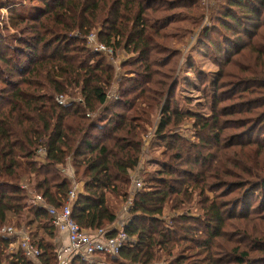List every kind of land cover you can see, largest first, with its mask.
Instances as JSON below:
<instances>
[{"label": "trees", "instance_id": "16d2710c", "mask_svg": "<svg viewBox=\"0 0 264 264\" xmlns=\"http://www.w3.org/2000/svg\"><path fill=\"white\" fill-rule=\"evenodd\" d=\"M175 1L182 4L178 5L181 8H190L184 3L191 1ZM29 2L32 4L26 12L30 14L23 15L14 5L9 9L14 28L28 24L27 29L31 30V37L19 43L22 52L30 54L29 60L16 61L4 54L8 47L0 36V63L6 66L7 74L0 67V84L6 88L13 84L11 93L1 95L5 96L1 100L5 105L0 109V227L10 215L21 217L29 208L34 222L20 228L37 224L36 231L29 233L42 256L36 260L23 251L10 253L12 239L0 235V264H58L56 228L44 206L29 205V192L41 196L45 204L62 209L71 184L57 167L65 165L70 157L77 179L83 182V191L72 208L74 221L88 232L115 224L118 217L114 204L128 197L131 172L139 167L148 127L158 117L151 145L163 149L162 160L158 161L161 168L147 173L131 204L130 218L124 227L128 243L119 255L104 258L117 264H152L161 258L157 255L159 250L172 256L176 246L186 244L173 264H252L257 259L264 262V256H251L257 251L264 253V238L258 237V227L248 237L251 245L244 251L239 245L223 253L218 245L220 240L232 241V234L226 230L232 226L230 222L249 218L248 213L239 214L237 207L251 196L261 199L259 210L253 214L264 220V53H259V68L252 77L245 78L233 91L218 95L224 89L219 83L224 74L220 71L212 84L215 91L211 115L203 117L178 107L173 101L174 85L168 92L169 83H152L153 76L159 75L155 71L158 61L151 60L154 51L160 52L154 42L166 23L173 20L171 15L156 14L172 11L176 2L161 0L169 5L166 9L152 8L158 0ZM217 10L226 30L255 21L258 24L253 31L261 28L259 24L264 27V0H225ZM97 28H101V43L115 51L124 46L135 55L131 65L138 67L134 72L137 79L126 81L131 85L119 88V99L110 103L108 91L115 82L113 67L102 54L88 49L82 39L74 36L76 32L87 36ZM208 34L204 31L205 37ZM209 37L206 49L211 53L214 49L219 55L229 53L222 43ZM255 51L260 50L251 49L252 53ZM45 52L49 53L46 57ZM171 56L165 61L169 63L177 54ZM224 63L227 65L228 61ZM16 75L15 84L10 77ZM57 95L81 99L60 105ZM227 102L234 103L227 106ZM227 117L233 118L237 129L241 127V134L230 138L224 135L229 130L224 122ZM189 121H194L197 141L185 139L178 132ZM256 132H260L256 138H247ZM40 148L46 150V164L35 161ZM24 181H28L27 187H22ZM228 187L230 192L226 191ZM235 190L243 192V196L236 195ZM195 198L201 208L199 217L182 213L170 220L174 227L162 220L169 203L175 211ZM107 233L108 237L116 235L112 230ZM186 253L195 254L202 261L186 263L191 260ZM229 258L233 263H224ZM72 263L86 264L78 258Z\"/></svg>", "mask_w": 264, "mask_h": 264}, {"label": "rangeland", "instance_id": "374dc122", "mask_svg": "<svg viewBox=\"0 0 264 264\" xmlns=\"http://www.w3.org/2000/svg\"><path fill=\"white\" fill-rule=\"evenodd\" d=\"M160 1L161 0H158V2H154L152 8L158 7L159 9H166L167 6H169L168 4H162ZM164 1L174 3L176 2V5H174V9L172 11H166L167 13L165 12L156 14L158 15L157 17L171 15L173 20L169 23H166L165 30L161 29L163 31L160 38H156L154 42L155 46H158L160 52L158 53L157 51H154V54H151V60L158 61L155 71L156 73H159V75L153 76L152 83L154 84V82L156 81H163L166 84L169 83L168 92L174 85L173 89L175 88V92L173 101H175L179 108H182L184 111H189L191 113L201 115L203 117H209L211 115V108L214 102L213 97L215 89L212 87V84L218 79L221 70L224 74L219 83L220 85H223L224 89L220 90L218 95H220L222 91H224V93L225 91H231V89L233 91L235 88L242 84V81L245 78L252 77L251 74L256 73V69L259 68V66L257 65V58L259 56V53H264V27L259 24L261 28L257 32L253 31V27L257 26L258 24V22L255 21L253 22V24H247L244 27H236V29H231V31L226 30L222 26L223 16H219V9L217 10V8H221V5L225 3V0H188L191 1V4L184 3V5H187V7L190 6V8H181V6L178 5L182 4H178L175 0ZM12 2H14V4H12ZM1 4L7 5L6 7H0V36L5 39L6 43L4 44V46L8 47L7 53L4 54L11 57L13 60H21L23 62H26L27 60H29L30 54L23 53L22 44L19 43L25 42L28 38L31 37V30L30 28L27 29L28 24H22V26L17 29L14 28L12 22H10L9 9L14 5L13 7H15L19 12L23 11L22 14L27 15L30 13H27L26 10L28 9V7H31L32 3L29 2V0H0V5ZM227 23L231 24L230 22ZM230 26L234 27L233 24H231ZM100 31L101 28H97L84 37H81L80 34L76 32L74 33V36L82 39V44H85L88 49L92 50L95 53L102 54V56L106 58L107 63L113 67L115 82L108 91V100L110 103L119 99L117 93L119 88L126 89L127 87H129V85H131V83H126V81H128L130 78L137 79L134 72L138 70V67H133L131 65L135 55L128 53L124 46L122 49L115 51L113 48H109L105 44L101 43ZM204 31L209 32L207 37L204 36ZM209 36H212L214 40L222 43L223 47L229 53L227 52V55H219L216 51H214V49L212 50V53L208 49H206L205 45L207 40L210 39ZM101 46L105 47L106 50L104 51L102 48H100ZM251 49H258L261 52L259 51L257 53V51H255L254 53H252ZM165 51H169V53L171 54H167L165 53ZM40 53H43V50H41ZM175 53L177 54V56L173 58L172 61H170L169 63L165 61L167 59H170V57H172L171 55ZM48 55L49 53L45 52L44 56L46 57ZM226 61H228V63L227 65H224V62ZM164 64H167L168 66L160 68V66ZM0 67L2 68L4 75H7L5 72L6 66L4 67L0 63ZM4 75L3 77L5 79ZM166 76H168L169 78H166ZM10 79H12V81L16 84L17 75L13 78L10 77ZM152 83H149L147 85L152 86ZM12 87L13 84L11 86H8V88L0 84V109H2L5 105V103L1 101L5 98V96L1 95H7L11 93L10 91L12 90ZM256 98L257 97H253V99ZM59 99H62V101L65 103L61 104L60 102H58ZM79 99L81 98L68 95L56 96V101L60 105H66L73 100L77 101ZM234 102H227L225 105L229 106ZM88 116L90 117V114H88ZM158 120L159 117L156 119L152 127H148L147 137L144 136L145 145L141 154L139 167L131 172V176L141 177L143 182H145L146 180L147 173L159 171L161 168L158 161L162 160V157L160 156L163 149L159 148L157 144L153 147L151 145L153 141L152 135L155 132ZM224 122H227L228 124H226V126L229 127V130H225L224 132L225 136H228L230 138L233 135L242 133L239 132V129H241V127L239 129L236 128V123L232 117L225 118ZM193 123L194 121H189L188 123L181 126L178 132L185 139L197 141L194 136V129L192 128ZM259 133L260 132H256L255 134L251 133L247 135V138H256ZM35 161L41 164H46V150L44 148H40L37 151ZM57 169L60 174L66 176L69 180L71 184L70 190L74 187V185L80 183L79 189L80 191H83V182L79 181L76 177V173L73 168V159L71 157L67 160L65 165H59ZM22 184V187H27L28 181H24ZM138 191L139 190H136L133 187L132 183H130L128 197L125 200H123L122 198L118 199V205L114 204L115 208L117 209L118 217L116 223H119V226L125 227V225L128 223L130 218L129 210L131 207L129 201H132L133 203ZM226 191L230 192L231 189L228 187ZM233 192L236 195L243 196V192H239L237 190ZM29 193L31 195L29 205L32 207L36 196H34V193L32 192ZM258 197V195L251 196V199L249 198L245 201H242L240 202V205H238L237 208L239 214H242L244 216L248 213L250 214V216L249 218H241L239 220H233L232 222H230V225L232 226L226 228V230L228 232V235L229 233L232 234L229 235V238H231L232 241L220 240L218 242L219 250H221L223 253L231 250L233 251V249H235L239 245L242 251H244L245 248L250 247L249 245H251V241L248 237L251 238L256 227H258L261 231V235H259L258 237L264 238V220L260 218L261 216H255L253 214L255 210H259V208L257 207H260L261 204V199H259ZM172 208L173 204L169 203L162 219L168 222L169 227H174V225L171 224L170 220L172 218L178 217L182 213H191L190 216L192 217H199L201 215V208L198 205L197 198H195L192 203L184 204L178 210L174 211L172 210ZM9 217V220L5 225L12 226L17 229H21L20 227H27L26 225L34 220L33 216L29 212V208L24 211L21 217L14 215H10ZM122 220H124V222H122ZM187 225L193 226L194 224L189 223ZM36 229L37 224L33 225L32 227H28L27 230H30L32 233H34ZM185 245L186 244H183L181 245V247L176 246L173 250L172 256H167L165 253H162V251L159 250L157 252V255L161 258L152 264H173L172 262L177 257H179V255H181L184 247H187ZM262 245L264 247V240L262 241ZM185 255H187L188 257H190L189 259H191L186 263H200L202 261V258L195 256V254L194 256L188 253H186ZM251 256L253 258H257L258 256L262 257L264 256V253L257 251L252 253ZM98 258L100 259L99 264H117L114 263L112 259H105L102 256H99ZM230 261L233 260L229 258L225 260L224 263H233ZM252 262V264L264 263L259 259H257V261L253 260ZM123 263L122 261H120V264ZM52 264H55V262ZM58 264H60L59 261Z\"/></svg>", "mask_w": 264, "mask_h": 264}, {"label": "built area", "instance_id": "2783aa9c", "mask_svg": "<svg viewBox=\"0 0 264 264\" xmlns=\"http://www.w3.org/2000/svg\"><path fill=\"white\" fill-rule=\"evenodd\" d=\"M104 51L105 47H100ZM61 104L65 102L59 99ZM132 185L136 190H141L143 181L141 177L132 176ZM80 183L74 185L68 195V201L62 209H56L44 203L41 196H36L34 205H42L48 211L52 224L55 228L67 235L69 244L67 247H62L57 251L58 261L60 264H70L74 258H78L86 264H99V256L114 257L119 255L121 249L128 243L129 237L124 231V228H110L88 232L81 229V227L74 221L72 217L73 204L81 193L79 189ZM132 204V201H129ZM124 227V226H122ZM107 230L116 232L115 236L108 237ZM0 235L12 239L9 247V252L16 254L23 251L25 256L31 259H40L42 252L33 243L31 237L23 229H17L12 226H1ZM42 263V261L40 262Z\"/></svg>", "mask_w": 264, "mask_h": 264}, {"label": "crops", "instance_id": "0c3cea01", "mask_svg": "<svg viewBox=\"0 0 264 264\" xmlns=\"http://www.w3.org/2000/svg\"><path fill=\"white\" fill-rule=\"evenodd\" d=\"M81 192H82V191H81ZM122 222H124V220H122ZM120 224H121V222H120ZM112 226H114V228H116V229L122 227V226H119V223H118V224L115 223V224H113ZM21 229H23V230H24L26 233H28L29 236L31 237L29 231H28L26 228H21ZM55 233H56V234H55L56 237H55V240H54V244L56 245L57 251H58L60 248H62V247H67L68 244H69V240H68L67 235L64 234V233H62V232H59L57 229H56V232H55ZM31 239H32V237H31ZM32 241H33V240H32Z\"/></svg>", "mask_w": 264, "mask_h": 264}]
</instances>
